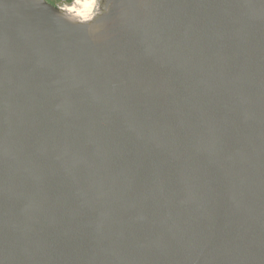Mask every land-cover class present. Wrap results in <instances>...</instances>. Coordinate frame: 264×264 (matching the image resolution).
<instances>
[{
  "label": "water",
  "instance_id": "95a60500",
  "mask_svg": "<svg viewBox=\"0 0 264 264\" xmlns=\"http://www.w3.org/2000/svg\"><path fill=\"white\" fill-rule=\"evenodd\" d=\"M0 0V264H264V0Z\"/></svg>",
  "mask_w": 264,
  "mask_h": 264
},
{
  "label": "clouds",
  "instance_id": "9594fccd",
  "mask_svg": "<svg viewBox=\"0 0 264 264\" xmlns=\"http://www.w3.org/2000/svg\"><path fill=\"white\" fill-rule=\"evenodd\" d=\"M47 3L59 9L57 15L82 26L89 25L105 10V0H47Z\"/></svg>",
  "mask_w": 264,
  "mask_h": 264
}]
</instances>
